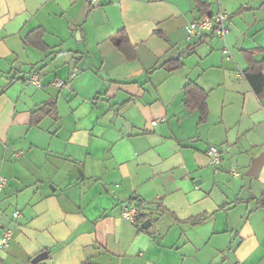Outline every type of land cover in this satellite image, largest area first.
<instances>
[{
	"label": "crops",
	"instance_id": "crops-1",
	"mask_svg": "<svg viewBox=\"0 0 264 264\" xmlns=\"http://www.w3.org/2000/svg\"><path fill=\"white\" fill-rule=\"evenodd\" d=\"M220 10L225 40H187L190 22ZM122 32L135 59L114 42ZM173 60L181 67L168 71ZM253 61L264 74V0H0V237L13 230L0 264L42 252L39 264H264V91L244 74ZM73 73L70 88L54 86ZM189 83L208 93L205 123L186 108ZM51 102L59 119L37 123ZM125 204L147 214V229L123 220Z\"/></svg>",
	"mask_w": 264,
	"mask_h": 264
},
{
	"label": "trees",
	"instance_id": "trees-1",
	"mask_svg": "<svg viewBox=\"0 0 264 264\" xmlns=\"http://www.w3.org/2000/svg\"><path fill=\"white\" fill-rule=\"evenodd\" d=\"M199 7L203 8L205 7V4L199 1ZM35 32H36V36L39 35V42L36 43V45L41 48H44L41 39L43 37V31L39 29L37 31H34V33ZM31 35H33V33ZM31 35H29L25 40H28V38H30ZM114 42L129 60L135 59L136 55L129 44L127 35L124 32L119 34L118 37H115ZM247 53L249 56H252L255 53V51H249ZM165 66L168 71H174L181 67V62L180 60H173L166 62ZM244 74L246 80L251 85L253 90L258 95H260L264 91V74H263L262 62L253 61L249 69ZM184 93H185L186 108L190 111H197L199 113V123H205L209 116V108L207 105L208 93L202 90L199 86H197L194 83L187 84L184 88ZM46 115H51L56 120L59 119L56 103L51 102L44 105V107H42L38 113L33 114V118L34 119L37 118L36 122L39 123L41 119ZM146 217L147 214L144 213H141L139 216H137L136 218L137 226H140ZM174 219L179 221L176 217H174ZM205 220H206V216H199L196 218L185 220L184 223L194 226L202 223Z\"/></svg>",
	"mask_w": 264,
	"mask_h": 264
},
{
	"label": "built area",
	"instance_id": "built-area-1",
	"mask_svg": "<svg viewBox=\"0 0 264 264\" xmlns=\"http://www.w3.org/2000/svg\"><path fill=\"white\" fill-rule=\"evenodd\" d=\"M91 4L98 5L102 0H89ZM187 40L196 43L205 40L209 36H214L219 39L225 40L230 32V16L224 11L220 10L213 16H205L190 22L185 27ZM225 54H229V50L226 47L224 50ZM77 76L73 73L71 78L67 81L58 80L54 82V86L57 88H70L72 80ZM29 83L36 87H41V79L39 74H34L29 79ZM155 124V122H153ZM221 151L216 146H210L207 150V156L210 158L211 164H219L221 162ZM234 176H239V173L233 171ZM8 186V178L0 176V192ZM142 213V209L138 206L125 204L122 207L121 216L123 220L128 221L132 224H136V218ZM14 217L18 218L19 213L15 212ZM13 240V230L5 229L0 237V248L8 249Z\"/></svg>",
	"mask_w": 264,
	"mask_h": 264
},
{
	"label": "water",
	"instance_id": "water-1",
	"mask_svg": "<svg viewBox=\"0 0 264 264\" xmlns=\"http://www.w3.org/2000/svg\"><path fill=\"white\" fill-rule=\"evenodd\" d=\"M260 167H261V161L256 162L254 164L253 168H252V171H251L250 175L254 176V177H257ZM150 224H151V220H147L146 222L143 223L142 228L143 229H147ZM47 258H48L47 252H42V253L38 254L37 256H35L31 260V263L32 264H39V263L45 261Z\"/></svg>",
	"mask_w": 264,
	"mask_h": 264
}]
</instances>
